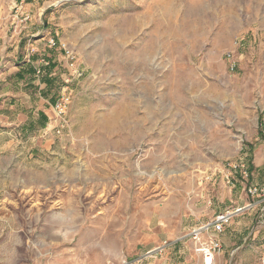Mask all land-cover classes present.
Instances as JSON below:
<instances>
[{
  "label": "rangeland",
  "instance_id": "obj_1",
  "mask_svg": "<svg viewBox=\"0 0 264 264\" xmlns=\"http://www.w3.org/2000/svg\"><path fill=\"white\" fill-rule=\"evenodd\" d=\"M0 65V264H204L227 211L264 264V0H0Z\"/></svg>",
  "mask_w": 264,
  "mask_h": 264
},
{
  "label": "built area",
  "instance_id": "obj_2",
  "mask_svg": "<svg viewBox=\"0 0 264 264\" xmlns=\"http://www.w3.org/2000/svg\"><path fill=\"white\" fill-rule=\"evenodd\" d=\"M38 72H40V69ZM66 102L64 96L62 100L55 105L60 116L65 112ZM233 217L234 212H220L211 220L193 227L188 234H186L185 237H191L196 242V251L202 255L204 264H215L216 256L222 251L223 245L214 234L222 233L225 227L230 224Z\"/></svg>",
  "mask_w": 264,
  "mask_h": 264
},
{
  "label": "trees",
  "instance_id": "obj_3",
  "mask_svg": "<svg viewBox=\"0 0 264 264\" xmlns=\"http://www.w3.org/2000/svg\"><path fill=\"white\" fill-rule=\"evenodd\" d=\"M48 65H50L51 66V68L54 66V64H52V62H51V60L49 61V64ZM30 71H32V73H35V69L33 68V67H31L30 69H29ZM19 75H20V77L21 78H23L24 77V75H23V73L22 72H19ZM52 79L53 78H51V76H50V70H48V73H46V75L45 76H43V82L44 83H46L47 84V86H49L50 84H52L53 82H52ZM42 93H43V95H46V96H49V94H48V91H46V90H42ZM51 100L53 101V103H56V98H51ZM40 116H41V119H42V127H45V125H46V123L48 122V116L44 113V112H41L40 113ZM260 131H259V134L262 136V138L264 139V129H263V127H264V123L262 122V120L260 121ZM247 147H249L250 149H253V145L252 144H249V143H247ZM254 168V166H253V164L251 163L250 165H249V171L251 172V170ZM249 175H250V173H249Z\"/></svg>",
  "mask_w": 264,
  "mask_h": 264
},
{
  "label": "crops",
  "instance_id": "obj_4",
  "mask_svg": "<svg viewBox=\"0 0 264 264\" xmlns=\"http://www.w3.org/2000/svg\"><path fill=\"white\" fill-rule=\"evenodd\" d=\"M7 40L4 38V40H3V42H4V44L6 45L7 44V42H6ZM3 70H4V67H2L1 65H0V85L1 86H4L5 84L3 83L2 84V80L6 77V75H7V71H5V72H3ZM2 72V73H1ZM1 115H3V114H1ZM1 117H5L4 115L3 116H0V118ZM2 119V118H1ZM216 215V214H215ZM214 215V216H215ZM213 218V217H212ZM211 218V219H212ZM210 219V220H211ZM226 228V227H225ZM225 230V229H224ZM221 234V233H220ZM220 234H214V236L217 238V239H219L220 241H221V239H220ZM222 242V241H221Z\"/></svg>",
  "mask_w": 264,
  "mask_h": 264
}]
</instances>
